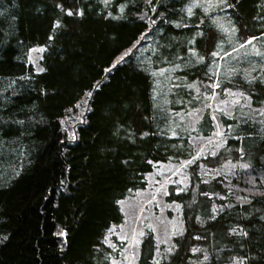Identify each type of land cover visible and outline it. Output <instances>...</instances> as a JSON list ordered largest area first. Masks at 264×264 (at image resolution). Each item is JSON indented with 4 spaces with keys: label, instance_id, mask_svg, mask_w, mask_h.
Listing matches in <instances>:
<instances>
[{
    "label": "trees",
    "instance_id": "16d2710c",
    "mask_svg": "<svg viewBox=\"0 0 264 264\" xmlns=\"http://www.w3.org/2000/svg\"><path fill=\"white\" fill-rule=\"evenodd\" d=\"M70 2L83 15L0 0V264L120 260L121 202L158 163L182 171L181 228L169 246L148 232L138 264H264V0L207 17L191 0Z\"/></svg>",
    "mask_w": 264,
    "mask_h": 264
},
{
    "label": "rangeland",
    "instance_id": "374dc122",
    "mask_svg": "<svg viewBox=\"0 0 264 264\" xmlns=\"http://www.w3.org/2000/svg\"><path fill=\"white\" fill-rule=\"evenodd\" d=\"M41 52V48L30 52V60L36 70ZM234 97L240 100L238 94ZM216 110L230 113L231 104L226 99L217 101L213 105L212 113ZM260 111H264V107ZM203 146L204 143L201 142L199 152ZM175 174L176 178L172 179ZM181 176L182 171L179 168L175 170L171 163H158L147 176V186L121 202L124 221L109 234L110 243L111 237L116 236L123 245L120 260L115 261L116 264H138L140 245L148 232L155 234L158 243L168 245L170 237L179 231L181 224L177 206L170 204L167 198L170 194L169 184L183 181L184 177Z\"/></svg>",
    "mask_w": 264,
    "mask_h": 264
},
{
    "label": "snow or ice",
    "instance_id": "6c2138e0",
    "mask_svg": "<svg viewBox=\"0 0 264 264\" xmlns=\"http://www.w3.org/2000/svg\"><path fill=\"white\" fill-rule=\"evenodd\" d=\"M101 2L107 7V6H110L111 5V0H101ZM146 3H151V0H145ZM240 3V0H231V3L229 2V0H191V3L189 4L188 8H187V14L189 16L193 15V9L194 8H198V9H201L203 11V14L207 17L209 16L210 12L211 11H214L215 9L217 8H220L222 5L225 7V8H233V9H236L237 6L239 5ZM57 7L61 8L62 10H64L66 12V15L68 16H71L73 14H76V15H83V12L80 11L78 8H75L70 0H69V6L67 8L64 7V3H59L57 4ZM120 10L123 11V6L120 7ZM223 10V9H222ZM109 15H111V13H109ZM213 22L216 23V20L215 18H213ZM152 23H155V20L152 21ZM59 24H55L54 27H58ZM188 25H185V27H187ZM198 27V25H197ZM227 31H230V32H235V31H238V29L236 28V25L233 24L231 29H228ZM258 39L257 37L255 36H252L250 38H247L245 39L244 43L245 44H251L253 40H256ZM244 45L242 44L241 47H243ZM133 47H135V45H133ZM131 50H128L124 53V55H122L120 58H119V61L118 62H122L124 60V57L127 56L129 54ZM212 56H216L218 55L216 52H212L211 53ZM256 55H261V53L259 52V50H257L256 52ZM200 59L202 60L203 57H200ZM113 67H115V65H113ZM106 71H109L110 72V69H107ZM253 72L256 71V69H252ZM258 80V76H252L251 74H249V77L248 79H246V83L248 84H254L256 81ZM259 82L261 84H264V77H260L259 78ZM97 86H99V82L97 84ZM213 87H218L219 85L218 84H213L212 85ZM227 91V90H225ZM88 95H91V93H88ZM233 96H236L237 93H232ZM239 95L244 97L246 100H251L252 97L251 96H245V93L244 92H239ZM240 101L237 99V100H234L233 101V104L234 105H239ZM80 105H77V107H79ZM257 113L259 115H262L264 116V111H260L259 109L256 110ZM215 135H219V136H222L223 133L221 132H217L215 133ZM73 139H75V136L72 137ZM241 151H243L241 149ZM242 158V157H241ZM242 168H248L250 167V165L248 163H244V164H241L240 165ZM233 167H235V165H233ZM261 195H264V193H261ZM245 201H247V198H245ZM119 203V202H118ZM231 232L232 233H236V234H240V235H243V236H247L248 233L246 231H244L243 229L240 230V232H237V229L236 228H232L231 229ZM60 235H63V232L60 233ZM168 252L171 253L172 252V248H169L168 249ZM204 259H208L207 256L204 257ZM113 264H116L115 261H113ZM155 264H159V260H155ZM241 264H243V262L241 261Z\"/></svg>",
    "mask_w": 264,
    "mask_h": 264
},
{
    "label": "bare ground",
    "instance_id": "6f19581e",
    "mask_svg": "<svg viewBox=\"0 0 264 264\" xmlns=\"http://www.w3.org/2000/svg\"><path fill=\"white\" fill-rule=\"evenodd\" d=\"M30 62H31V60H30ZM175 170H177V169H175Z\"/></svg>",
    "mask_w": 264,
    "mask_h": 264
}]
</instances>
